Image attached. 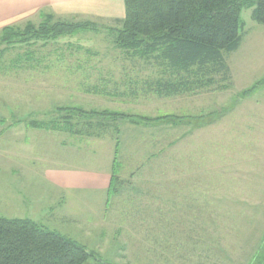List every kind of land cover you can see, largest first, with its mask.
I'll use <instances>...</instances> for the list:
<instances>
[{
  "label": "rangeland",
  "instance_id": "rangeland-1",
  "mask_svg": "<svg viewBox=\"0 0 264 264\" xmlns=\"http://www.w3.org/2000/svg\"><path fill=\"white\" fill-rule=\"evenodd\" d=\"M252 11L242 8L240 45L224 54L228 79L216 76L197 93L158 94L164 78L116 47V28L8 48L0 62V216L28 217L76 241L94 254L84 264H264V24ZM63 107L140 119L71 117L72 133L99 139L83 148L97 164L120 144L123 167L106 207L100 194L80 202L43 182L35 159L49 149L44 132L26 124L61 120ZM23 140L34 151L31 171L16 167ZM176 208L191 209L193 230L174 223Z\"/></svg>",
  "mask_w": 264,
  "mask_h": 264
},
{
  "label": "trees",
  "instance_id": "trees-1",
  "mask_svg": "<svg viewBox=\"0 0 264 264\" xmlns=\"http://www.w3.org/2000/svg\"><path fill=\"white\" fill-rule=\"evenodd\" d=\"M125 13L120 26L111 29L116 47L152 64L164 79L154 85L158 94L197 93L210 88L221 76L228 78L225 53L236 50L242 39L243 7L252 6V18L264 24V0H124ZM98 28L91 22H67L46 17L38 26L24 29L5 27L0 32V62L14 45L47 43L61 36ZM33 41V42H32ZM264 80V77L263 79ZM260 82L244 91L253 90ZM63 119L52 122L32 120L35 128H64L71 131V117L129 120L135 115L109 110L87 111L59 108ZM71 126V128H69ZM115 147L111 186L118 182ZM116 189V187H114ZM94 254L83 245L58 232L48 230L29 218L0 216V264H84Z\"/></svg>",
  "mask_w": 264,
  "mask_h": 264
},
{
  "label": "crops",
  "instance_id": "crops-1",
  "mask_svg": "<svg viewBox=\"0 0 264 264\" xmlns=\"http://www.w3.org/2000/svg\"><path fill=\"white\" fill-rule=\"evenodd\" d=\"M124 13V0H0V32L5 27L24 29L30 24L38 26L49 16L55 20L67 22L96 23L98 24V28L86 31L100 32V30H106L110 32V29L120 26ZM80 32L85 31H79L71 36H76ZM59 38H61L59 40H65L63 36ZM29 46L37 47L39 45L30 44ZM35 53V50L29 51L30 55H35ZM30 68L32 70L36 69V64H32ZM78 68L80 67L78 66ZM81 84L83 85V83ZM123 125L125 126L126 123H123L121 126L123 127ZM31 128L34 129L33 132L37 135L38 132H44V135L38 136L49 149L43 154V159H35V161H38L43 166V182L69 197H76L77 201L85 198L89 202H93L99 200L97 195L100 194L105 199L103 207H106V204L110 202L113 195L112 189L110 190V184L116 143H112L113 154L111 161L109 160L110 162L103 166L100 163L97 164V161L94 159L86 157L83 149L85 142L89 144L90 142H97L99 139H85L78 132L72 133L70 130L64 128ZM59 134H63V136ZM37 135L34 138L38 139ZM25 142L23 140V146L19 147L21 155L15 154L18 160L16 167L21 169V171H31L30 169L32 168L26 164L32 162V165H35L34 160L31 158L34 151H32L31 147L25 146L27 145ZM119 146L120 144L117 146L116 158L121 170L123 165L120 162H123V157L121 156V147ZM28 154L29 156H27ZM95 155L96 152H92L91 156L94 157ZM13 185L11 184L10 190L14 189ZM26 200L23 205L28 208L31 206V203L30 199ZM192 215L194 214L191 209H173V218L176 220L174 223L182 226L186 231L193 230L191 228L192 221H194V225L197 222L195 219H190ZM188 217L189 219L187 220Z\"/></svg>",
  "mask_w": 264,
  "mask_h": 264
}]
</instances>
